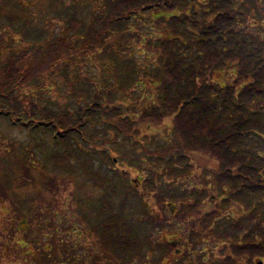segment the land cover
Segmentation results:
<instances>
[{
    "label": "trees",
    "instance_id": "1",
    "mask_svg": "<svg viewBox=\"0 0 264 264\" xmlns=\"http://www.w3.org/2000/svg\"><path fill=\"white\" fill-rule=\"evenodd\" d=\"M10 1L0 0V14ZM14 2L7 18L15 19L16 9L29 12L24 1ZM47 5H54L52 16H36L34 24L15 19L1 28L0 40L8 27L25 44L19 46L16 37L0 42V120L51 135L55 152L49 156L56 166L69 172L80 168L111 197L119 188L115 176L126 183L136 170L142 190L165 213L160 219L162 213L156 215L155 206L133 187L151 226L159 219L169 225L175 219L179 226L185 211L177 205L196 212L204 199L216 201L193 234L218 246L204 241L191 248L185 242L186 254L174 264L264 259V0H49ZM256 15L253 27L258 24L260 32L244 24ZM49 21L60 28L48 31ZM92 60L98 75L84 80L79 65L91 66ZM220 72L230 76L217 79ZM145 79L155 84V93L138 103L133 88ZM167 120L165 136L143 130ZM1 139L0 149L15 154V140ZM22 146L31 163V150ZM113 148L127 166L118 167ZM193 155L215 163L205 171L203 187L182 181L194 170ZM0 187L9 192L3 182ZM233 203L242 210L239 217L228 211ZM98 205L92 231L120 264H138L157 249L161 255L150 262L159 263L172 252L169 244L154 246L151 234H139L134 220L108 196ZM20 220L32 227L33 219ZM77 246L64 242L55 255L52 247L44 248L41 260L81 264Z\"/></svg>",
    "mask_w": 264,
    "mask_h": 264
},
{
    "label": "rangeland",
    "instance_id": "2",
    "mask_svg": "<svg viewBox=\"0 0 264 264\" xmlns=\"http://www.w3.org/2000/svg\"><path fill=\"white\" fill-rule=\"evenodd\" d=\"M18 1H24L29 8V12L25 14L18 12V9L12 12L13 16L16 17L15 19L19 22H24L28 19L29 22L34 24V17L36 16L41 19L52 16L54 5L52 8L48 5L46 6L49 0ZM9 3L10 6L6 4L4 12L0 14V35L2 33L1 28L15 21L14 18L6 17L9 10L12 9L11 7H13L12 0ZM256 20L257 15L253 16L250 21L244 22V24L248 25V27L252 26V32H255V30L260 32L258 24L256 27H253ZM44 26L47 27L48 31H56L60 28L58 21L45 22ZM156 31L164 35L160 29L157 28ZM14 32L7 27V30L3 32L4 36L0 42L5 44L11 43L16 37L18 43H21L18 45H24L25 39L23 36ZM1 49L2 44L0 45ZM95 65L99 69L96 60H92L91 66L88 63L79 65L80 71H83V74H85V76H82L84 80L88 76L97 77L96 75L98 74L96 73L98 71ZM225 75L230 76V73L226 72L223 74V72H220L215 74V77L224 81L223 76ZM154 87V83L145 79L142 80L141 86L133 88L134 96L138 98V103H141L142 100L145 102L147 99L153 98L155 93ZM68 90L67 87H64V92H68ZM51 93L56 94L55 91ZM170 123L171 121L167 120L163 126L146 125L143 130L148 133L165 136V130L169 128ZM29 131L20 126L13 125L10 119L5 118L0 120V140H2L1 138H4V140L10 138L16 142L15 149L13 150L16 151L15 154L0 149V185L3 182L5 187H10L8 188V193H5L0 187V191L2 190V194L0 193V264H48L47 260H41L44 257V248L52 247L53 254L55 255L59 252L64 242L69 245L73 243L78 244L77 247L79 249L77 252L79 253L78 258L81 264H120L115 259V256H112L111 253L99 246L100 244L97 241L99 238L92 231L93 227H91L96 224L98 203H100L105 195L109 197L118 211L134 220L137 230L140 232L139 234L152 235V244L154 246L157 245L156 243L164 246L169 244L172 248V252L159 263L150 262L161 255V251L157 249L156 253L150 252L143 260L139 261L137 259L138 264H174L176 259L182 258L181 253L183 254L184 252L186 254L187 248L184 245L185 242H189L191 248L196 246L199 248L205 243L204 241H208L210 245L218 246L217 242L212 241V238H208L204 234H193V229L196 231H200L201 229L199 219L205 216L207 211L213 210L217 205L216 201H213L211 197L204 199L196 212H190L187 209L182 210V205H177L176 210L179 211L180 208L181 211H185V213H182L185 217L178 220L179 226L176 225L175 219L170 221L174 225H169L164 220L160 221L161 218L165 217V213L160 210L159 206H155L152 203L153 197L142 190V178H138L136 170L132 171L129 181L126 183L125 179L121 178L120 180V177L115 176V183L119 188L116 197H111L109 194L110 190L95 184V181L85 172L83 173L80 168H74V171L69 172L56 166L52 156L51 158L49 156L52 152H55V148H53L54 140L51 135L45 132L36 135L29 133ZM22 144L24 147L28 146V149L32 152V157L29 159L31 163H28L26 160L25 153L27 152ZM36 144L39 146L37 149L34 148ZM113 153L118 158V167L127 166L121 160V153L116 152L114 148ZM191 159L194 160V170L190 176L184 178L182 181L187 185L203 187L205 171L213 168L215 163L204 156L196 157L193 155ZM74 163H76L75 159L72 160V164ZM1 165L4 167L1 168ZM26 174L31 176L29 182L23 180ZM126 184H130L132 188L129 189L128 186H131ZM133 187L138 190L137 193L139 195L146 199L148 205L155 206L154 208L157 211L154 213L156 215H158V211L162 213L159 215L160 219L157 224L153 223V221V225L151 226V224L146 222L149 219L142 214L143 207L138 203L136 191L133 190ZM125 199L128 202L124 205ZM230 206L228 211L231 210V213L239 217L242 213L240 206L234 203ZM150 209L153 210L151 206L150 208L147 207V212ZM24 217H28L31 221L33 219V223H30L33 228H29L30 226H28L25 220H20L24 219ZM176 226L178 228H175ZM25 228L31 230L24 231ZM34 240L37 242H34ZM109 245L108 248H110ZM53 258L54 264H61V259ZM246 259V257L243 259L244 264H253L257 260H253L252 258L249 261ZM184 263L192 264L189 260H184ZM206 264H211V262L206 261Z\"/></svg>",
    "mask_w": 264,
    "mask_h": 264
},
{
    "label": "water",
    "instance_id": "3",
    "mask_svg": "<svg viewBox=\"0 0 264 264\" xmlns=\"http://www.w3.org/2000/svg\"><path fill=\"white\" fill-rule=\"evenodd\" d=\"M257 264H264V262L263 261H259Z\"/></svg>",
    "mask_w": 264,
    "mask_h": 264
}]
</instances>
